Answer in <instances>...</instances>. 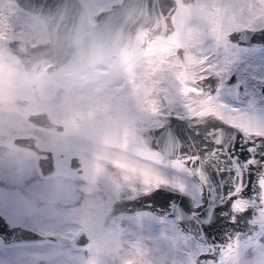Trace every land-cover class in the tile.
<instances>
[{"label": "rangeland", "instance_id": "rangeland-1", "mask_svg": "<svg viewBox=\"0 0 264 264\" xmlns=\"http://www.w3.org/2000/svg\"><path fill=\"white\" fill-rule=\"evenodd\" d=\"M83 1L93 12L114 0ZM180 1L182 12L187 1ZM193 2L203 9L216 0ZM208 17L217 15L212 12ZM13 36L23 45V40L34 42L47 35L39 16L23 10L15 0H0V212L9 222L54 234L56 239L0 240V264H195L203 246L174 221L147 211L109 215L108 211L113 198L154 183L152 173L182 180L185 191L196 200L198 183L168 166L165 159L164 165L153 163L152 150L143 139L104 142L100 137L103 143L94 142L98 139L89 132L108 113L105 100L112 88L90 80L93 74L98 78L101 64L91 70L27 72L8 48L6 40ZM39 109L62 122L63 130L27 120L28 111ZM23 133L34 134L39 145L52 150L55 169L51 174L41 175L35 152L12 142L15 134ZM70 153L78 155L81 171L69 167ZM260 226L257 238L223 254L220 264H264V218ZM81 230L88 239L75 243L73 237Z\"/></svg>", "mask_w": 264, "mask_h": 264}, {"label": "water", "instance_id": "water-1", "mask_svg": "<svg viewBox=\"0 0 264 264\" xmlns=\"http://www.w3.org/2000/svg\"><path fill=\"white\" fill-rule=\"evenodd\" d=\"M15 2L23 10L39 16L45 25L47 36L42 40L34 42L23 40V45H20L21 40L18 37L13 36L6 40L10 51L18 57L23 68L31 73H38L43 69L65 71L72 66L78 69L89 68L99 55H113L145 45L149 37L165 34L173 27L169 21L178 5L177 0H117L111 2L109 6L90 12L83 0H15ZM145 27L147 33L143 31ZM244 29L246 28L240 29L238 34H254L258 39H263L264 28L249 31ZM26 118L37 125L62 128V123L52 119L44 109L28 111ZM171 122L172 124L151 127L148 130L150 134L147 137L148 144L156 148L163 159L170 161L181 158L182 155L197 153L199 149L195 145L200 141L193 140V128L190 126L194 124L201 126V121L189 124L180 118ZM177 127L185 129L187 141L176 134ZM226 127L221 126L218 131L221 140L228 143L245 142L246 137L240 136L239 130L232 129L229 135L225 131ZM205 138L207 139V135ZM12 142L30 148L37 154L36 163L40 174L48 175L54 171L51 149L39 146L33 134H15ZM208 158L211 159V155ZM69 164L71 167L77 166L76 170L81 169L76 154L70 156ZM205 164L206 160H201L198 165L203 181L199 176L192 177L199 185L198 200L186 191L180 192L177 188L165 185L153 189L147 195L142 190L113 198L108 215L147 211L159 218L174 221L182 231L205 244L207 249L223 247L229 242V238L233 239L231 241L233 248L238 243L234 239L237 235L240 236L241 242L260 228V223L259 225L251 223L257 215L252 212H257V208L251 198L248 200L247 213L236 214L229 208L221 214L219 227L209 236L204 228L212 223L215 208L224 201L217 198L215 185L204 171ZM202 184L206 185L205 195L208 199L207 214L203 216L199 212V207L203 203L200 194ZM165 200L167 207L163 206ZM232 215H237V225L232 224L230 219ZM43 238L55 239L56 235L40 232L18 222H9L0 212V240L3 243ZM87 239V234L83 230L73 237L74 242L79 244L85 243Z\"/></svg>", "mask_w": 264, "mask_h": 264}, {"label": "flooded vegetation", "instance_id": "flooded-vegetation-1", "mask_svg": "<svg viewBox=\"0 0 264 264\" xmlns=\"http://www.w3.org/2000/svg\"><path fill=\"white\" fill-rule=\"evenodd\" d=\"M177 1V8L169 21L173 27L165 34L151 36L145 41V45L131 50L107 56L99 55L89 68L78 69L72 66L78 70H91L101 64L98 78L93 74L90 80L112 86L105 100L108 113L103 116V122L98 124L96 130L92 125L93 130L89 132L90 137L98 139L94 142L103 143L99 141L100 137L104 142L139 138L145 140L144 143L151 150H157L147 142V137L150 136L148 130L161 124H172L171 121L180 118L189 124L193 123L183 107L189 100V96L184 93H191L192 88L200 86L218 95L224 103L264 121V31L262 40L254 34H238L243 28L264 26V0H216L210 3L212 6L203 9L202 4L186 0L187 4L183 5L182 12V2ZM195 10L198 12L193 14ZM212 12H215L217 18L208 17ZM143 31L147 33V28ZM229 33L234 36L232 44L227 39ZM235 59L240 62L234 65L231 79L227 82L213 78L212 84L207 81L201 85L197 83L203 74L220 72L222 76H226L232 67L229 62ZM205 69L207 73L204 72ZM125 87L129 91H123L122 88ZM191 98L200 99L194 94ZM201 123L203 126L205 122ZM190 127L194 128L193 125ZM63 128L62 123V128L56 130L62 131ZM239 135L245 137L240 131ZM35 142L38 144L36 136ZM72 154L75 153L68 156L69 167ZM77 159L78 166L82 169L78 155ZM71 168L76 170L77 166ZM248 240L252 239L238 242L231 249H224L223 254L228 255L231 250L245 245ZM201 245L203 248L198 254L207 250L205 244ZM218 257L217 254L215 259Z\"/></svg>", "mask_w": 264, "mask_h": 264}, {"label": "snow or ice", "instance_id": "snow-or-ice-1", "mask_svg": "<svg viewBox=\"0 0 264 264\" xmlns=\"http://www.w3.org/2000/svg\"><path fill=\"white\" fill-rule=\"evenodd\" d=\"M257 27L264 28V26L254 25L244 30H255ZM227 39L232 44L234 40L233 33H229ZM237 62L240 61L235 59L229 62L232 67L226 76H222L220 72H216L213 75L203 74L197 83L201 85L207 81L212 84L213 78L227 82V80L231 79L233 67ZM204 72L207 73V69ZM184 94L189 96L188 102L183 105L189 118L194 122L205 121L203 126L194 124L192 130L193 140L200 141L199 144L195 145L199 151L195 154L182 155L181 158L168 161L167 164L189 177L199 176L200 180L203 181V175L200 173L198 165L201 160H206L204 171L208 173L209 179L215 185L217 198L222 199L224 202L215 208V217L212 223L204 228V231L211 236L220 225L221 214L225 213L229 208L236 214L247 213L248 200L250 198L257 208L256 218L251 223L259 225L261 218H264V121L251 116L240 108L224 103L218 95L206 91L204 87L192 88L191 93ZM193 94L200 97V99H192L191 96ZM221 126H227L225 131L229 135H231L232 129L239 130L246 137L245 142L228 143L221 140L218 136ZM176 134L187 141L185 129L177 127ZM205 135H207V139ZM209 155H211V159L208 158ZM150 159L156 165L165 164L161 153L153 149ZM152 175L155 182L144 186L145 195L149 194L153 189H159L165 185L178 188L180 192L185 191V183L182 180L170 181L161 173H152ZM205 191L206 185L202 184L200 194L203 203L199 207L201 216L207 214L208 199ZM163 206L167 207L166 200ZM230 219L233 225H237V215H232ZM193 227H195V224H193ZM259 235L260 232L255 231L247 239H253ZM234 239L239 242L240 236L237 235ZM232 240V238H229V242L223 247L201 251L195 256V264H220L223 249L225 247L231 249ZM217 253L219 255L218 261L215 259Z\"/></svg>", "mask_w": 264, "mask_h": 264}]
</instances>
